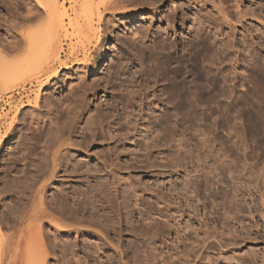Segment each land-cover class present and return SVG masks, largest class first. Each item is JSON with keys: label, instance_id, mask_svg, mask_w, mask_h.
<instances>
[{"label": "rangeland", "instance_id": "rangeland-1", "mask_svg": "<svg viewBox=\"0 0 264 264\" xmlns=\"http://www.w3.org/2000/svg\"><path fill=\"white\" fill-rule=\"evenodd\" d=\"M57 2L54 53L0 83V264L39 244V193L87 209L65 210L70 232L42 219L45 264H264V0H94L82 36L81 0ZM46 16L0 0L15 66Z\"/></svg>", "mask_w": 264, "mask_h": 264}, {"label": "bare ground", "instance_id": "bare-ground-1", "mask_svg": "<svg viewBox=\"0 0 264 264\" xmlns=\"http://www.w3.org/2000/svg\"><path fill=\"white\" fill-rule=\"evenodd\" d=\"M94 0H81V5H82V12H83V14H82V22L81 23H79L78 24V20H77V18L76 19H71V18H66L69 22H67V25L69 26V28L70 29H72V28H74L75 30H77V31H75L74 30V32L76 33L77 32V34L78 35H85L86 34V32H88V29L90 28V23H91V20H92V15H93V13H94V11L96 10V9H98V6L97 5H95L94 4V2H93ZM38 2H39V4L40 5H43V7H44V9H45V11H46V21H44V23L42 24V23H40V24H42L40 27H39V25H37V27L38 28H35V29H33V28H27V29H25V30H23L22 31V40H23V43H24V45H25V47H26V57H25V59H23V61L25 62V64H21L20 63V65L19 64H17L16 66L13 64V61H10V60H8V56L7 55H5V54H3V53H1L0 52V83L2 84V85H5V84H7L10 80H12V77H13V75H15V74H26V73H31V71L32 70H36V69H39L38 67L36 68V66L38 65H36V63H35V59L36 58H38V56L40 57V55L41 54H44V56H46V55H50V54H53L54 52H53V46H54V42H53V39H54V34L53 33H55L54 32V29H55V31H56V28H55V11L57 10V0H38ZM98 4V3H97ZM97 11V10H96ZM226 13V12H225ZM97 14V13H96ZM95 14V15H96ZM45 15V14H44ZM61 15H65L66 16V12H65V14H61ZM60 15V16H61ZM76 15V14H75ZM67 17V16H66ZM96 17H97V19H98V15H96ZM29 19V18H28ZM27 19V20H28ZM62 19V18H61ZM30 20V19H29ZM63 20V19H62ZM81 21V20H80ZM63 21H61L60 22V19H59V23L62 25L63 23H62ZM57 25H59V24H57ZM60 25V26H61ZM58 28L57 29H59V26H57ZM61 28H62V26H61ZM64 28V30H67L65 27H63ZM72 31V30H71ZM67 32H65V34H66ZM56 34H57V31H56ZM55 34V35H56ZM74 34V33H73ZM77 34H75V35H77ZM94 34V33H93ZM63 35V34H62ZM58 36V35H57ZM60 37V36H59ZM55 40V39H54ZM81 40V39H80ZM82 45H83V43H81ZM19 45V44H18ZM20 47H21V45H19ZM70 46V45H69ZM75 47V46H74ZM16 48V47H15ZM17 48H19V47H17ZM18 50V49H17ZM16 50V51H17ZM59 52V51H58ZM42 56V55H41ZM31 61H32V63H34V65L32 66L33 68H31V69H21V67L22 66H25L26 64H28V62H30L31 63ZM18 62V61H17ZM38 62V61H37ZM78 63V62H77ZM99 64V63H98ZM29 65V64H28ZM27 65V66H28ZM60 65V64H59ZM24 70V71H23ZM59 70V69H58ZM39 71V70H38ZM55 72H56V70H55ZM58 72V71H57ZM35 73H38V72H36L35 71ZM51 73V72H50ZM48 77H49V75H48ZM42 82V81H41ZM178 82V81H177ZM37 84V83H36ZM177 85V84H176ZM179 86V85H178ZM178 86L176 87L177 88V90H178ZM179 87H181V85L179 86ZM176 88H174L175 90H173V93H174V91H176ZM11 89V88H10ZM186 89H183V86L181 87V89H179V94L181 95V96H177V97H181L182 99V106H188L187 104H188V97H187V91H185ZM176 94V93H175ZM177 95V94H176ZM171 97H173V96H171ZM170 97V98H171ZM190 101V100H189ZM181 102V101H180ZM191 105V104H190ZM190 107V106H189ZM188 107V108H189ZM188 112V111H187ZM11 118V117H10ZM75 118V117H74ZM90 118V117H89ZM11 120V119H10ZM92 121V120H91ZM52 122V121H51ZM8 123V122H7ZM9 124V123H8ZM57 129V128H56ZM63 129V128H62ZM57 131V130H56ZM53 133V132H52ZM57 134H59V133H57ZM67 134V133H66ZM42 135V134H41ZM54 135V134H53ZM91 135V134H90ZM52 136V135H51ZM65 136V135H64ZM46 137V136H45ZM59 137V136H58ZM66 138V137H65ZM64 138V139H65ZM69 139V138H68ZM58 141V140H57ZM64 141V140H63ZM65 141H66V139H65ZM69 140H67V142H68ZM72 142V141H71ZM69 144V143H68ZM44 150V149H43ZM27 153V152H26ZM42 155V154H41ZM42 157H44V156H42ZM58 160V159H57ZM29 161V160H28ZM55 153L53 152V156H52V164H53V167H55L56 166V164H55ZM45 162H47L46 160H44V158H43V160H40V162H38L37 161V164H39V165H36L39 169L38 170H40V172L39 173H43V170H44V165H45ZM27 163V162H26ZM33 163V162H32ZM60 164V163H59ZM47 165V164H46ZM47 167V166H46ZM60 167V166H59ZM23 170V169H22ZM55 170V169H54ZM64 170V169H63ZM66 170V169H65ZM36 171V170H35ZM34 171V172H35ZM45 172H46V169H45ZM65 173V172H64ZM28 174V173H27ZM43 174H45L46 175V173H43ZM110 174V173H109ZM42 175V174H41ZM93 175V174H92ZM36 176V175H35ZM35 176H33V178L35 177ZM38 176V175H37ZM43 176V175H42ZM41 176V177H42ZM58 176V175H57ZM44 177V176H43ZM46 177V176H45ZM44 177V178H45ZM26 178V177H25ZM29 178V177H28ZM44 178H42V179H32L31 180V184H30V179L27 181V182H29V184L30 185H28V186H32V183L34 182H39L40 183V185H39V190H42V188H43V186H44V183L42 182L43 180H45ZM7 179V178H6ZM23 180V179H22ZM24 181V180H23ZM26 181V180H25ZM24 181V182H25ZM23 182V183H24ZM27 182H25V183H27ZM20 183H22V182H20ZM36 184V183H35ZM21 185V184H20ZM20 185H19V187H20ZM27 185H23L22 184V186H27ZM24 187V188H25ZM8 188V187H7ZM29 188V187H28ZM17 189V188H16ZM19 189V188H18ZM22 189H23V187L22 188H20L19 190H21L20 192H22ZM25 189H27V187L25 188ZM31 189H32V187H31ZM18 190V191H19ZM30 190V189H29ZM25 191V190H24ZM31 191V190H30ZM19 192V193H20ZM15 193V192H14ZM18 193V192H17ZM25 193V192H24ZM29 193V192H28ZM35 193H36V190L34 191V194H33V197L35 196ZM99 193V192H98ZM8 194V193H7ZM19 195V194H18ZM23 195V194H22ZM42 193H39V195H38V201H37V203L36 204H32L33 206H32V209H31V213H30V216H35V220H36V222H32V223H34V227H33V229L36 227V230H37V233L36 234H38V235H36L37 237H38V245L36 246V245H32V246H30V247H28L27 248V244L24 246L25 248H27V249H24V251L26 252V255H25V253H24V259H23V261L25 260V264H45L46 262H45V259H47V256H48V254H47V248H45V244H44V242H42L41 240H43L44 238H43V233H41L42 231H41V228H40V226H41V221H42V219L43 218H45L47 221H51V222H53L54 223V225L57 227V232H70V225L67 223V222H64V220H66V215H68V214H70V213H72V212H74L75 211V209L76 210H83L84 211V209H86L85 207V205H83V202H81V200H80V202H79V200H77L76 199V201H78V202H76L75 200V205H74V209L72 208H69V210L68 209H65V207H67V206H65V204H63L64 206H62V205H60L59 204V206H56V208L58 209V213L57 212H55L56 210V208L54 209V206H53V209L55 210L54 212H52L53 210H50V209H48V207L49 208H51V206H45L46 204H45V200H43L44 198V196L42 197ZM20 196H21V194H20ZM30 196V195H29ZM67 197V196H66ZM25 198V197H24ZM27 198H28V196H27ZM106 198V197H105ZM20 199H21V197H20ZM65 199V198H64ZM74 198H72V200H73ZM88 199V198H87ZM92 199V198H91ZM107 199V198H106ZM28 200L29 199H26V202H25V204L28 202ZM34 200V199H33ZM13 202V201H12ZM56 203H57V201H55ZM55 202H54V204H55ZM108 202V201H107ZM20 203V202H19ZM82 203V204H81ZM91 203V202H90ZM12 204V203H11ZM85 204V203H84ZM19 205V204H18ZM56 205V204H55ZM67 205H68V203H67ZM69 205H71V204H69ZM13 206V205H12ZM69 207V206H68ZM90 207V206H89ZM17 208V207H16ZM19 208V207H18ZM90 208H94V207H90ZM13 210V209H12ZM16 210V209H15ZM19 210V209H18ZM60 210H62V211H60ZM65 210L67 211H70V213L68 212V214H66V215H64V212H65ZM74 210V211H73ZM79 210L77 211V212H79ZM80 210V211H81ZM87 210V209H86ZM83 211H81V212H83ZM67 213V212H66ZM65 216V219H64V217H62L63 215ZM74 214H75V212H74ZM15 215V214H14ZM62 215V216H61ZM71 215V217L73 218V217H76V216H73V214H70ZM69 216V215H68ZM67 216V217H68ZM82 216V215H81ZM70 217V220L72 219ZM21 218V217H20ZM77 219H78V216L76 217ZM68 219V218H67ZM74 219V218H73ZM75 220L76 219H74L73 221L75 222ZM79 220L82 222V220H81V217L79 218ZM79 220H76V221H78V223L80 222ZM18 221V220H17ZM15 225V224H14ZM77 225V224H76ZM79 225V224H78ZM92 225V224H91ZM95 225V224H94ZM31 226V225H30ZM33 226V225H32ZM82 226V225H81ZM83 227V226H82ZM85 227V226H84ZM8 228V227H7ZM15 228V227H14ZM29 228H31V227H29ZM32 229V228H31ZM74 229V232L77 234L78 233V231H80L77 227L76 228H73ZM103 229V228H102ZM9 230V229H8ZM12 230V229H11ZM87 230V229H86ZM93 230V229H92ZM10 231V230H9ZM35 231V230H34ZM99 231V230H98ZM105 231V230H104ZM0 232H2V230H1V228H0ZM7 232V231H6ZM91 232V231H90ZM100 232H102V231H100ZM107 232V231H106ZM3 233V232H2ZM73 233V232H72ZM99 233V232H98ZM7 233H5L4 235L3 234H0V253H1V251H2V248H3V246H4V244L6 243V237H5V235H6ZM29 234V233H28ZM59 234V233H58ZM96 234V233H95ZM104 234V233H103ZM8 235V234H7ZM98 235V234H97ZM107 235V234H106ZM8 237V236H7ZM31 237V236H30ZM32 237H34V234H32ZM45 237V236H44ZM107 237V236H106ZM47 238H48V236H47ZM56 238V237H55ZM54 238V239H55ZM58 238V237H57ZM56 238V239H57ZM52 239V238H51ZM107 239H109V238H107ZM36 241V240H35ZM53 241V240H52ZM70 242V241H69ZM68 242V243H69ZM74 242V241H73ZM72 242V243H73ZM104 242V241H103ZM22 243V242H21ZM55 243V241H53V243L52 244H54ZM60 243V242H59ZM65 243V242H64ZM71 243V242H70ZM106 243V242H105ZM104 243V244H105ZM56 244V243H55ZM55 244H54V246H55ZM50 245H51V243H50ZM49 245V246H50ZM69 245H71V244H69ZM48 246V245H47ZM53 246V245H52ZM66 246V245H65ZM56 247V246H55ZM91 247V246H90ZM5 248V247H4ZM8 248V247H7ZM20 249V248H19ZM4 250V249H3ZM53 250V249H52ZM73 251H75L74 249H72ZM10 252V251H9ZM70 253L71 254H73L71 251H70ZM70 253H69V256H70ZM74 255H72V257H73ZM71 257V258H72ZM69 259V258H68ZM73 259V258H72ZM70 260V259H69ZM16 261V260H15ZM18 261V260H17ZM75 262H77V260L75 261ZM74 262V263H75ZM84 263V262H83ZM76 264V263H75ZM77 264H80V263H77ZM82 264V263H81ZM86 264V263H85Z\"/></svg>", "mask_w": 264, "mask_h": 264}]
</instances>
